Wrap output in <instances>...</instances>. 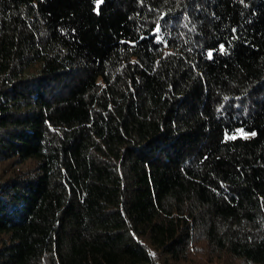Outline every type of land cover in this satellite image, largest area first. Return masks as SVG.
<instances>
[{
  "label": "trees",
  "instance_id": "obj_1",
  "mask_svg": "<svg viewBox=\"0 0 264 264\" xmlns=\"http://www.w3.org/2000/svg\"><path fill=\"white\" fill-rule=\"evenodd\" d=\"M0 164V264H264V0H0Z\"/></svg>",
  "mask_w": 264,
  "mask_h": 264
},
{
  "label": "rangeland",
  "instance_id": "obj_2",
  "mask_svg": "<svg viewBox=\"0 0 264 264\" xmlns=\"http://www.w3.org/2000/svg\"><path fill=\"white\" fill-rule=\"evenodd\" d=\"M32 166V161H27L23 164H20L19 166L17 167H14V168H19V169H22V170H27L29 169L30 167ZM5 167H8L7 164H0V173H2V171L4 170ZM13 168V166H11Z\"/></svg>",
  "mask_w": 264,
  "mask_h": 264
},
{
  "label": "snow or ice",
  "instance_id": "obj_3",
  "mask_svg": "<svg viewBox=\"0 0 264 264\" xmlns=\"http://www.w3.org/2000/svg\"><path fill=\"white\" fill-rule=\"evenodd\" d=\"M159 30V29H158ZM209 56H211V53H209ZM253 135H254V133H253Z\"/></svg>",
  "mask_w": 264,
  "mask_h": 264
}]
</instances>
